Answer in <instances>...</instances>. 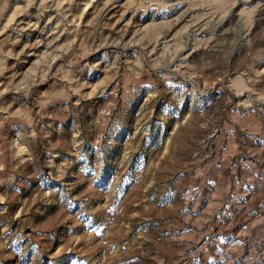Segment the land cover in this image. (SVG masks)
Masks as SVG:
<instances>
[{
	"label": "rangeland",
	"instance_id": "rangeland-1",
	"mask_svg": "<svg viewBox=\"0 0 264 264\" xmlns=\"http://www.w3.org/2000/svg\"><path fill=\"white\" fill-rule=\"evenodd\" d=\"M0 264H264V0H0Z\"/></svg>",
	"mask_w": 264,
	"mask_h": 264
}]
</instances>
